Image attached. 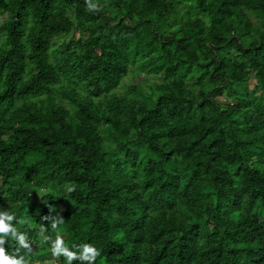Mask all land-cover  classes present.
I'll return each instance as SVG.
<instances>
[{"label":"trees","instance_id":"obj_1","mask_svg":"<svg viewBox=\"0 0 264 264\" xmlns=\"http://www.w3.org/2000/svg\"><path fill=\"white\" fill-rule=\"evenodd\" d=\"M92 2L0 0V249L264 264V0Z\"/></svg>","mask_w":264,"mask_h":264},{"label":"clouds","instance_id":"obj_2","mask_svg":"<svg viewBox=\"0 0 264 264\" xmlns=\"http://www.w3.org/2000/svg\"><path fill=\"white\" fill-rule=\"evenodd\" d=\"M85 3L88 11L91 12L100 11L99 6L93 3L92 0H85ZM69 191H74V189H69ZM8 218L11 219V217ZM44 218L47 219L48 216ZM60 221L62 223V218H60ZM52 228L54 230L57 229V225L55 222L53 223ZM6 231H8V226L4 223L3 219H0V232H6ZM20 240L22 243L25 244V247H29L28 244L25 242L23 235L20 237ZM81 248H82V252L79 253L73 252L69 250V248L64 244L63 240L59 236H57V239L54 240L53 242L51 251L53 257L56 258H58L61 254H63L68 264H71V261L75 259L86 260L89 262V264H95L96 258L101 254L100 250L96 249L92 245H83L81 246ZM0 264H17V262L6 256L4 254L3 249H0Z\"/></svg>","mask_w":264,"mask_h":264},{"label":"rangeland","instance_id":"obj_3","mask_svg":"<svg viewBox=\"0 0 264 264\" xmlns=\"http://www.w3.org/2000/svg\"><path fill=\"white\" fill-rule=\"evenodd\" d=\"M76 37L79 36L80 33H75ZM157 80L156 76L152 73H148L144 70H138L137 67H132V70L130 71L129 75L124 79L122 85L118 88L119 93L125 94L127 91V88L133 84L140 83L143 86L145 85V88L148 89V84H146L147 81H149L150 84L153 83V81ZM255 84V79L253 78L250 81V86L252 87Z\"/></svg>","mask_w":264,"mask_h":264}]
</instances>
